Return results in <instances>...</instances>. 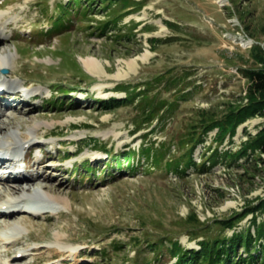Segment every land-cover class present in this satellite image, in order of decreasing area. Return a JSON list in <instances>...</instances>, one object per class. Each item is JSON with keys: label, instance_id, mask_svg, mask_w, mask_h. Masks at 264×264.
Returning <instances> with one entry per match:
<instances>
[{"label": "rangeland", "instance_id": "374dc122", "mask_svg": "<svg viewBox=\"0 0 264 264\" xmlns=\"http://www.w3.org/2000/svg\"><path fill=\"white\" fill-rule=\"evenodd\" d=\"M86 1L80 0V6ZM128 1L135 9L122 12L112 0H93L87 6L91 15L83 19L73 13L72 0H0V46L14 54L0 74L18 84L0 91V111L5 112L0 118L19 120L23 129L32 119L43 122L24 146L41 158L39 165L29 163L26 175L40 174L37 184L69 198V205L55 213L17 214L13 219H21L28 230L17 244L1 247V257L15 255L27 243L52 241L59 231L77 246V257L48 262L51 256L43 251L36 263L172 264L175 258L166 246L161 245L163 256L156 259L158 252L146 242L164 240L153 237L168 232L184 248L198 249L199 240L229 237L248 228L254 231L255 225L264 224V209H250L264 198V154L248 150L229 165L221 158L212 164L207 160L215 148L219 155L236 151L264 125L262 116L246 119L220 143L214 138L217 128L208 131L193 152L197 163L202 155L206 158L200 170L190 167L179 175L151 167L150 173H143L141 159L134 172L113 167L115 177L100 173L109 160L102 145L117 153L137 148L142 141L173 142L195 122L200 110L220 115L227 104L246 101L241 69L257 65L251 54L254 45L264 48V0ZM63 4L69 17L59 14ZM120 12L123 15L116 18ZM59 17L61 24H68L50 31ZM111 18H116V25L108 22L100 31L98 24ZM243 37H250L251 43ZM86 57L97 60L96 72L85 67ZM184 71L191 83L179 88L187 92V99L161 124L154 118L136 127L141 116L135 101L114 107L100 104L123 100L120 86L142 88L155 75ZM60 88L67 91L58 95L60 107H53L59 101L50 102V95ZM175 88L159 84L149 92L170 99ZM86 160L97 169L91 177H81L82 170L73 167ZM7 181L0 180V185ZM191 213L204 223L196 238L186 233ZM235 214L239 216L232 225L218 221ZM7 220L0 217V225ZM146 229L152 238H145ZM256 248L252 254H257L255 264H260L262 255ZM238 252L246 255L242 247Z\"/></svg>", "mask_w": 264, "mask_h": 264}, {"label": "trees", "instance_id": "16d2710c", "mask_svg": "<svg viewBox=\"0 0 264 264\" xmlns=\"http://www.w3.org/2000/svg\"><path fill=\"white\" fill-rule=\"evenodd\" d=\"M92 1L93 0H87L85 5L81 7L79 4L80 0H72L73 13L81 15L83 19L88 18L92 11L91 9H88L87 6L89 3L91 4ZM103 1L104 0H101L102 3ZM106 1L108 3L111 0ZM112 1L121 7L120 11L122 12L128 8L135 9L130 7L131 4L128 0ZM63 6L64 9H60L61 11L58 10L59 14L61 13L65 17H69V12H67L65 7L66 5L63 4ZM121 15L123 14L120 12L116 18ZM60 17L53 20L50 31L62 29L68 24L66 22V24H61L58 21ZM116 18H111L106 22L98 24L99 30L103 31L107 27L108 22L112 25H116ZM63 21L66 20H62V22ZM168 24L175 25V23ZM153 39L156 38H151V40ZM251 54L256 58L257 65L241 69L242 74L246 79L244 94V98L246 99L245 102H239V104H227L226 109L220 115H216L213 112H207V110H200L195 122L190 123L186 130L177 136L173 142H156L153 140L149 143H145V141H142L137 148H128L123 151H118L117 153L112 152L111 149H107L102 145V150L106 152L109 160L104 161L101 167L100 173H103L101 177H104L105 172L109 173L110 177H115V174H112L113 167L122 172H134L141 159L145 161L144 163L142 162L143 173H150L151 167L161 171L164 170L167 173H175L179 175L184 174L190 167L200 170L204 165L206 158L202 155L203 158L201 162L197 163L193 160V152L196 145L205 139L208 131L217 128L214 138L220 143L226 134H229L231 137L235 133L237 126L243 123L246 119L254 116L264 117V48L259 45H254L251 49ZM188 74L189 72L184 71L181 74H172L168 76L165 74L155 75L144 82L142 88H138L137 85L120 86L118 89L125 91L123 100L120 102L112 100L110 102H101L100 104L103 106L114 107L119 103L135 101L141 116L136 127L143 122L150 124L154 118H157L161 124L166 116L175 111V108L179 105L181 100L187 99V92L183 91L184 88H179V86L181 84H184V87L190 85L191 82L187 80ZM159 84H162L165 89H171L173 86L176 87L174 92H172L170 99L166 97L160 98L158 92L150 94L149 91ZM187 90L189 93L190 90ZM55 91V93L51 94L49 100L50 102L59 101L58 104L54 103L52 105L53 107H60L59 103L62 98H59L58 95L63 94L67 89L60 88ZM70 105H72V103H70ZM248 139V141L242 142L241 146L234 152L225 151L224 154L219 155L216 151L217 148H215L214 153L211 154L207 160H210L212 164L215 163L218 158H221L225 160L224 163L229 165L236 161L238 157L246 154L248 150L254 154H264V125H262L253 136H250V138L248 136ZM89 141L93 144L98 143V141L93 138H89ZM176 151L181 153L179 155H174L173 153ZM135 157L137 158L135 161L137 163L136 165H134ZM80 165L74 164L73 167L76 170H82L81 177H84L85 175L91 177L90 173L93 174L97 170L96 167L91 166V161L89 160L82 162ZM256 208L264 209V198H260L258 203L250 209L253 210ZM235 215L218 221L225 225H232L231 222L235 221L239 216V214ZM187 222L189 223V227L186 230L188 237L196 238L198 233L203 229L202 225H204V223L200 221L195 213H191L187 218ZM254 228V231H251L250 228H248L245 232H233L229 237L216 236L212 239L205 238L199 240L197 242L199 244L198 249L184 248L177 239H172L178 237H174L168 232L153 237L165 238L164 240L156 243L147 241L146 245L158 252L156 259L163 256L161 245L166 246L169 255L175 258L172 264H255L257 254L254 255L252 252L253 249L256 251V246L258 245V253L262 255L260 264H264V224H257ZM146 232L147 237L145 238H152V236H154L149 233L148 229H146ZM239 247L243 248V251L246 253L245 256L238 252Z\"/></svg>", "mask_w": 264, "mask_h": 264}, {"label": "bare ground", "instance_id": "6f19581e", "mask_svg": "<svg viewBox=\"0 0 264 264\" xmlns=\"http://www.w3.org/2000/svg\"><path fill=\"white\" fill-rule=\"evenodd\" d=\"M2 15L3 14H0V19ZM1 25L2 22L0 21V26ZM2 39L3 36H0V40ZM12 59H14V54L11 50L2 49L0 46V69L9 66L11 64L10 60ZM83 63L90 72H96V70H98V62L93 57L84 58ZM11 71L13 72L14 70H10V72ZM4 85L14 87L18 84L13 80H9L6 75L2 77L0 74V91L2 87H5ZM28 91H30V88ZM3 115H5V112L0 111V117ZM5 122L6 121L0 118V149L13 150L19 153H21L24 146L32 142L34 136L38 134L40 125L43 123L40 120L32 119V123L28 124L25 129H23L19 120ZM39 175L40 174H18L10 176L5 185H0V217L8 218L7 221L0 225L2 228L0 229V248L7 247L8 245H15L20 242V240H23L20 236L23 231L28 230V227L20 221L21 219H13L17 214L26 213L37 216L38 213H55L58 212L61 207H67L69 205L68 196L57 193L46 185L37 184L38 182H35V180L39 179ZM9 207L15 209L8 215L2 212V209ZM54 235L55 238L52 241H34V243L31 244L27 243L26 246L22 248L18 247L19 249L15 255L10 256L7 254L5 257L0 256V264H38L35 258L38 259L43 251L48 252L49 256H51L48 262L52 260V262L56 263L67 257L75 259L78 254L77 246L69 243V240V242L65 241V239L62 238V233L59 231L55 232ZM24 241H26V239H24ZM30 258H34V260L30 262L28 260Z\"/></svg>", "mask_w": 264, "mask_h": 264}, {"label": "built area", "instance_id": "2783aa9c", "mask_svg": "<svg viewBox=\"0 0 264 264\" xmlns=\"http://www.w3.org/2000/svg\"><path fill=\"white\" fill-rule=\"evenodd\" d=\"M242 39L245 40V41L248 42V43H251V38H250V37H248V39L243 37ZM248 43H247V44H248Z\"/></svg>", "mask_w": 264, "mask_h": 264}, {"label": "water", "instance_id": "95a60500", "mask_svg": "<svg viewBox=\"0 0 264 264\" xmlns=\"http://www.w3.org/2000/svg\"><path fill=\"white\" fill-rule=\"evenodd\" d=\"M3 72H7V69H6V68H4V69H3Z\"/></svg>", "mask_w": 264, "mask_h": 264}]
</instances>
